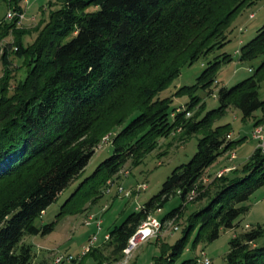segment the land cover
Returning <instances> with one entry per match:
<instances>
[{
    "label": "trees",
    "instance_id": "16d2710c",
    "mask_svg": "<svg viewBox=\"0 0 264 264\" xmlns=\"http://www.w3.org/2000/svg\"><path fill=\"white\" fill-rule=\"evenodd\" d=\"M59 1L31 45L21 37L16 41L15 54L28 58L26 78L12 94L0 90V264L33 263L36 254L23 238L55 229L57 220L43 222V212L82 176L107 131L103 124L112 118L123 124L113 138V153L81 185L91 178L105 182L129 157L136 161L174 127L182 125L187 133L200 131L202 136L194 156L172 171L160 192L87 255L101 262L110 247L116 264L139 226L179 193L182 203L163 221L178 220L189 202L204 204L189 215L184 235L163 243L162 253L151 263L176 264L195 230L194 244L217 239L223 228L236 226L249 208L245 202L264 185V151L259 146L241 169L216 176L208 185L199 183L239 141L229 138L230 123L215 125L229 107L239 108L244 117L260 109L256 125L264 120V99L259 97L264 25L239 49L241 60L263 57L260 65L248 78L219 88V107L203 115L200 109L195 119L186 116L200 100L199 89L212 92L221 63L233 58L227 52L217 55L195 83L182 85L172 96L160 94L185 65L226 45L235 16L257 0ZM8 28L0 24V36ZM1 58L10 69L9 46ZM174 95L189 96L184 108L172 107ZM75 195L58 216L72 213L65 208ZM263 231L259 226L234 237L227 264H264V245H252Z\"/></svg>",
    "mask_w": 264,
    "mask_h": 264
},
{
    "label": "rangeland",
    "instance_id": "374dc122",
    "mask_svg": "<svg viewBox=\"0 0 264 264\" xmlns=\"http://www.w3.org/2000/svg\"><path fill=\"white\" fill-rule=\"evenodd\" d=\"M59 5V0H0V24L4 28L10 26L7 35L0 36V90L6 88V92L12 94L14 88L27 76L28 58H20L15 54V50L18 48L16 44L18 38H23L25 44L31 45L40 28L45 25L50 10ZM10 12L13 13L12 16L9 15ZM3 23L5 25H2ZM262 25H264V0H257L253 4L245 6L235 16L229 31H227L226 38L229 41L226 45L205 54L191 65H185L179 76L160 95L172 96L182 85L195 83L197 77L208 67L210 62L215 60L217 55L227 52L233 58L221 63L212 86V92L199 89L197 94L200 96V100L195 108L191 109V115L187 114L186 116L195 119L197 118L195 115L200 109L201 115H203L219 107V88L221 86H233L248 78L255 73L256 68L260 65L263 57L241 60L239 49L257 35ZM6 46H9L12 62L11 68L8 70L1 58ZM259 97L264 99V73L259 83ZM188 100V95H174L172 107L184 108ZM261 115L262 111L259 109L252 116L244 117L239 108L231 106L222 117L216 120L215 125L230 123L232 128L229 138L239 141L232 150L218 157L206 170L199 183L208 185L216 176H222L234 169H241L258 146L262 147L264 151L263 140L254 137V131L264 127V120L261 121L260 125H256V121ZM122 126L123 124H116L114 118L107 119L101 128L107 131L98 143L96 151L82 176L64 190L59 198L43 212L41 218L43 222L49 223L57 220L55 229L46 235L28 234L23 238L26 243L32 245L36 254L32 264H114L111 260L115 258L116 254L112 252L110 247L104 250L105 253L101 262L91 253L71 263L68 261L56 262L55 257L63 253L79 256L83 244L96 230L94 225L87 226L85 223L89 215L93 213L103 219V227L97 234V243L102 244L107 232L121 224L131 212L140 210L145 202L160 192L164 181L172 171L194 156L202 136L200 131L187 133L182 125L174 127L168 135L160 137L156 146L142 157L136 161L134 156L129 157L121 170L105 182L102 183L98 178H91L81 185L95 171L97 166L113 153V138ZM143 184H146L147 187L142 188L141 185ZM120 185L124 187L121 193L118 191ZM109 186L112 190L106 192ZM127 191H130V194L127 195ZM74 192L76 195L65 208L72 213L58 216L64 203ZM181 203L182 199L178 193L171 197L162 208L157 209L154 215L162 219ZM245 203L249 205V208L240 215L236 226L223 228L217 239L212 241L201 240L194 244L197 234V230H195L176 264H184L186 260H193L187 264H203L197 259L206 257L210 259L209 264H227L231 240L234 237L240 236L242 238L243 233L259 226L264 230V185L258 187ZM202 204H204V200L189 202L182 216L174 222L175 225L179 226V229L174 230L165 227L157 236L140 243L128 259V264H151L162 253L163 243L172 244L184 235V228L189 215ZM252 245H264V231ZM123 258L124 255L118 262H123Z\"/></svg>",
    "mask_w": 264,
    "mask_h": 264
},
{
    "label": "built area",
    "instance_id": "2783aa9c",
    "mask_svg": "<svg viewBox=\"0 0 264 264\" xmlns=\"http://www.w3.org/2000/svg\"><path fill=\"white\" fill-rule=\"evenodd\" d=\"M13 13L10 12V16H12ZM188 115H191V112L189 111L187 113ZM174 115V114H173ZM254 137L255 138H260L263 140L262 145L264 146V127L257 128L254 131ZM142 188H146L147 185L143 184L141 185ZM112 188L109 186L106 190V192H111ZM124 190L123 185L118 186V191L121 193ZM126 194H130V191H127ZM194 197V192H192L189 196L190 199ZM175 219H170V220H165L163 221L162 219L158 218L157 216L154 215V213H151L147 219L139 226L138 230L129 238L127 245L123 249V262H117V264H128V259L133 255L135 249L140 245V243L149 240L152 237L157 236L162 229L165 227L173 228L174 230H178L179 226L174 224ZM86 225L87 226H92L94 225L96 230L93 234L90 235L88 240L83 244L82 246V251L79 254V256H75L72 253L68 254H58L55 257L56 262H63V261H68L69 263L79 260L83 258L91 249L98 247L99 244L97 243L98 239V232L102 229L103 227V219L102 217L97 216L96 214H90L88 219L86 220ZM110 232H107L105 235V241H108L110 239ZM197 261L203 264H209L210 259L208 257L202 259L198 258Z\"/></svg>",
    "mask_w": 264,
    "mask_h": 264
}]
</instances>
